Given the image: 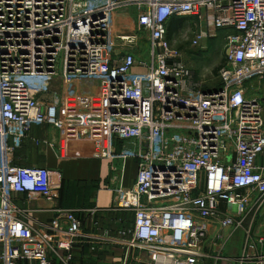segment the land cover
I'll return each mask as SVG.
<instances>
[{
  "label": "built area",
  "instance_id": "1",
  "mask_svg": "<svg viewBox=\"0 0 264 264\" xmlns=\"http://www.w3.org/2000/svg\"><path fill=\"white\" fill-rule=\"evenodd\" d=\"M172 18L199 21L192 47L224 33L218 81L204 85L182 64ZM253 81L264 82V0H0V264H72L82 231L75 211L56 208L52 235L34 233L15 201L58 198L48 169L13 165L32 125L55 131L48 146L63 157L82 138L93 158L136 162L135 184L115 199L134 214L119 243L152 264H201L209 241L241 227L249 264H264V207L256 232L243 227L264 203Z\"/></svg>",
  "mask_w": 264,
  "mask_h": 264
},
{
  "label": "crops",
  "instance_id": "2",
  "mask_svg": "<svg viewBox=\"0 0 264 264\" xmlns=\"http://www.w3.org/2000/svg\"><path fill=\"white\" fill-rule=\"evenodd\" d=\"M56 141L52 128L32 125L23 145L13 157L16 167L48 169L51 183L59 187L58 198L53 202L37 195H16L15 201L20 210L27 213V223L34 233L52 235L50 225L56 217L55 209L72 210L83 225L81 235L72 247V264H128L133 257L139 259L137 256L141 253L119 243L124 239L131 240L134 214L115 209L118 189H128L135 184L136 162L116 160L110 164L107 160L93 158L91 143L82 138L72 141L69 155L63 157L56 146H48ZM124 216L130 218L126 223ZM252 223L243 224L244 228L253 226ZM60 224L62 229L66 227L64 221ZM232 234V229H226L222 233V243H207L210 244L208 250L214 252L219 247L223 251L218 258L219 263L213 264H249L253 253L250 250L245 252L243 242L241 249L240 234L235 235L237 237ZM48 254L52 255L51 252Z\"/></svg>",
  "mask_w": 264,
  "mask_h": 264
},
{
  "label": "rangeland",
  "instance_id": "3",
  "mask_svg": "<svg viewBox=\"0 0 264 264\" xmlns=\"http://www.w3.org/2000/svg\"><path fill=\"white\" fill-rule=\"evenodd\" d=\"M136 16L137 15L134 11L131 12V17L133 19H135ZM116 28L118 31H122L118 24L116 25ZM199 31L200 25L198 20L184 19L182 26L173 33L171 37V45L180 54L182 64L192 72L194 78L204 85H209L218 81L217 73L224 64V33L217 32L215 34L210 32V35L213 36L212 38H206L200 43L198 47H192L191 40L196 34L199 33ZM247 88L249 91L252 90V93H261L264 97V82L253 81L252 84L247 86ZM262 200L263 199H261V202L258 203H252L250 206V215L246 219L247 221H244L245 226L252 222V218L254 212H256V209L260 206L264 207V203L261 204ZM126 217L127 216H124V223L130 219L129 217ZM256 220L258 221V219ZM257 221L253 220L254 223H252L254 232H256V225L259 223V221ZM230 229L233 230V237H237L240 234L239 237L241 239L240 244L242 249V242L245 244L246 239L245 230H242V227L238 229ZM242 235L244 238H242ZM124 240L128 241L127 239ZM220 242L222 243L223 240L218 241L217 243ZM209 245L210 244H206V247H204V261L201 264H213V262L219 263L218 258L220 257V253H223V251H221L219 247L215 248L214 252L210 251L207 249V247H210ZM137 257H139V259L133 257L131 261L129 260L128 264H134L135 262L139 263V261H141L140 264H152L149 256L146 254L141 253V255H138Z\"/></svg>",
  "mask_w": 264,
  "mask_h": 264
},
{
  "label": "trees",
  "instance_id": "4",
  "mask_svg": "<svg viewBox=\"0 0 264 264\" xmlns=\"http://www.w3.org/2000/svg\"><path fill=\"white\" fill-rule=\"evenodd\" d=\"M183 20L184 19L181 18H172L170 20L167 30V35L169 40H171L173 33L182 26Z\"/></svg>",
  "mask_w": 264,
  "mask_h": 264
}]
</instances>
